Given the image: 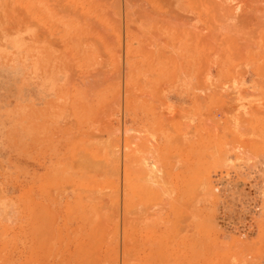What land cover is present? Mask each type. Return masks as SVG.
Instances as JSON below:
<instances>
[{
	"label": "rangeland",
	"instance_id": "obj_1",
	"mask_svg": "<svg viewBox=\"0 0 264 264\" xmlns=\"http://www.w3.org/2000/svg\"><path fill=\"white\" fill-rule=\"evenodd\" d=\"M238 1L0 0V264H264V0Z\"/></svg>",
	"mask_w": 264,
	"mask_h": 264
},
{
	"label": "bare ground",
	"instance_id": "obj_2",
	"mask_svg": "<svg viewBox=\"0 0 264 264\" xmlns=\"http://www.w3.org/2000/svg\"><path fill=\"white\" fill-rule=\"evenodd\" d=\"M225 1L227 2V0H225ZM233 2H234V1H233ZM238 2H240V0H239ZM223 3H224V2H223ZM228 3H229V2H228ZM237 4H238V3H237ZM233 6H234V5H233ZM240 6H241V5H240ZM241 7H242V6H241ZM243 7L245 8V6H243ZM243 7H242V9H243ZM251 7H252V6H251ZM233 9H234V7H233ZM238 9H239V6H238V8H237L236 11H238ZM255 10H257V9H255ZM255 10H254V12H255ZM236 11H235V12H236ZM242 11H243V10H242ZM243 12L245 13L246 11L244 10ZM243 12H242V13L239 12V15H240V14H244ZM252 12H253V11H252ZM258 12H259V11H258ZM246 13H247V12H246ZM259 13H260V12H259ZM237 14H238V13H237ZM255 14H256V13H255ZM256 15H257V14H256ZM233 16H234V15H233ZM233 16H232V17H233ZM236 16H237V15H236ZM245 16H246V15H245ZM253 16H254V15H253ZM253 16H252V17H253ZM258 16H259V15H258ZM226 17H227V16H226ZM236 18H237V17H236ZM260 18H261V17H260ZM260 18H258V19H260ZM240 19H241V18H240ZM240 19H239V20H240ZM242 19H243V17H242ZM251 19H252V18H251ZM198 98H199V97H198ZM198 98H197V99H198ZM199 99H200V101H202V100H201V97H200ZM204 99H205V98H204ZM150 140H151V139H150ZM136 141H137V139H136ZM151 141H152V140H151ZM133 142H134V140H133ZM147 142H148V141H147ZM153 144H154V143H153ZM142 147H143V146H142ZM133 148H134V147H133ZM144 148H145V147H144ZM213 151H214V150H213ZM223 151H224V150H223ZM128 152H129V151H128ZM136 152L138 153L139 151L135 150V154H136ZM153 152H154V150H153ZM223 153H224V152H223ZM129 154H131V152H129ZM135 156H137V154H136ZM141 157H142V156H141ZM137 158H138V156H137ZM133 159H134V158H133ZM134 160H135V159H134ZM137 160H138V159H137ZM142 160H144V158H143ZM132 161H133V160H132ZM144 161H145V160H144ZM144 161H143V162H144ZM147 161H148V160H147ZM138 162H139V161H138ZM132 163H133V162H132ZM145 164H146V163L144 162L143 166H144ZM152 164H153V163H151L150 167L152 166ZM258 164H259V163H258ZM133 165H135V163H134ZM153 165H154V164H153ZM141 166H142V165H141ZM146 167L148 168V166H146ZM152 167H153V166H152ZM152 167H151L152 170H153L154 167L156 168V166H154L153 168H152ZM160 167H161V166H160ZM140 168H141V167H140ZM140 168H139V170H138V169H137V170H138V171H141ZM158 168H159V167H158ZM142 169H143V168H142ZM149 169H150V168H149ZM160 169H161V168H160ZM144 170H145V168H144ZM146 170H147V174H148V171H149V170H148V169H146ZM132 171H133V170H132ZM143 172H144V171H143ZM160 172H162V170H161ZM138 173H139V172H138ZM230 173H232V172H230ZM145 174H146V173H145ZM162 174H163V173H162ZM258 174H259V173H258ZM130 176H131V175H130ZM156 177H157V176H156ZM141 178H142V177H141ZM163 178H164V176H163ZM139 179H140V178H138V180H139ZM147 179H148V178H147ZM135 180H136V179H135ZM142 180H143V179H142ZM139 181H141V180H139ZM146 181H147V180H146ZM149 181H150V180H148V182H149ZM162 181H163V180H162ZM161 183H162V182H161ZM153 184H154V183H152V185H153ZM260 184H261V183H260ZM153 186H154V185H153ZM157 186H159V185H157ZM166 186H167V185H166ZM166 186H164V187H166ZM154 188H156V186L153 187V189H154ZM158 188H159V187H158ZM158 188H157V190H158ZM160 189H161V188H160ZM166 190H167V187H166ZM166 190L164 191L165 193H166ZM253 190H254V189H253ZM158 191H159V190H158ZM200 191H201V190H200ZM254 191H255V190H254ZM261 191H262L261 195L264 196V190H261ZM159 194H160V193H159ZM197 194H198V191H197ZM197 194H196V195H197ZM160 195H161V194H160ZM158 196H159V195H158ZM258 197H259V196H258ZM260 198H261V197H260ZM262 198H264V197H262ZM133 199H134V198H133ZM136 199L138 200V198H136ZM261 200L264 201V199H261ZM136 202H137V201H136ZM142 202H143V201H142ZM260 202H261V201H260ZM133 203H134V202H133ZM161 203H163V202H161ZM163 204L166 205L165 202H164ZM135 205H139V204H135ZM140 205L142 206L143 204H140ZM140 205H139V206H140ZM147 205H148V204H147ZM156 205H157V202H156ZM260 205H261V204H260ZM160 206H161V205H160ZM262 206H264V205H262ZM262 206H261V207H262ZM133 207H134V206H133ZM143 207H144V205H143ZM143 207H141V208H143ZM155 207H156V206H155ZM163 208H164V207H163ZM259 208H260V207H259ZM262 208H264V207H262ZM138 209H139V208H138ZM143 209H144V208H143ZM143 209H142V210H143ZM260 209H261V208H260ZM140 210H141V209H140ZM163 210H164V209H163ZM186 210H187V208H186ZM148 211H149V210H147V213H148ZM153 211H154V210H153ZM156 211H157V210H156ZM160 211H161V210H160ZM158 212H159V210H158ZM187 212H189V211H187ZM261 212H262V210H261ZM143 213H144V212H143ZM152 213H153V212H152ZM149 214H150V213H149ZM141 215H142V214H141ZM185 215H187V214H185ZM189 215H190V214H189ZM129 216L131 217V215H129ZM142 216H143V215H142ZM182 217H183V216H182ZM183 218H184V217H183ZM185 218H187V217H185ZM131 219L133 220L134 218L132 217ZM188 219H189V217H188ZM227 219H228V218H227ZM260 220H261V219H260ZM262 221H264V220H261V223H264V222H262ZM133 224H134V223H133ZM241 224H242V223H241ZM252 224H253V223H252ZM238 225H239V224H238ZM238 225H237V226H238ZM262 225H264V224H262ZM262 225H261V228H262L261 231L264 232V226H262ZM236 228H237V227H236ZM216 231H217V230H216ZM262 235H264V233L261 234V237H262ZM189 241H190V240H189ZM241 241H242V240H241ZM261 241H262V240H261ZM226 242H228V241H226ZM130 243H131V242H130ZM210 243H211V242H210ZM246 243H247V242L245 241V244H246ZM262 243H264V242H262ZM134 244H135V243H134ZM242 245H243V244H242ZM246 245H248V244H246ZM185 246H186V245H185ZM210 246H211V245H210ZM247 247H248V246H247ZM249 247H250V246H249ZM249 247H248V249H249ZM236 249H237V248H236ZM244 251H245V249H244ZM245 252H246V251H245Z\"/></svg>",
	"mask_w": 264,
	"mask_h": 264
}]
</instances>
